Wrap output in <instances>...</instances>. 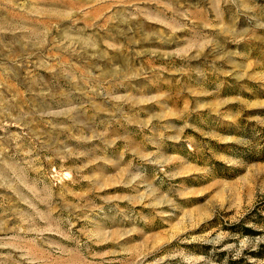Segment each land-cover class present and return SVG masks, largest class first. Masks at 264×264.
Here are the masks:
<instances>
[{
  "label": "rangeland",
  "instance_id": "obj_1",
  "mask_svg": "<svg viewBox=\"0 0 264 264\" xmlns=\"http://www.w3.org/2000/svg\"><path fill=\"white\" fill-rule=\"evenodd\" d=\"M0 264H264V0H0Z\"/></svg>",
  "mask_w": 264,
  "mask_h": 264
}]
</instances>
